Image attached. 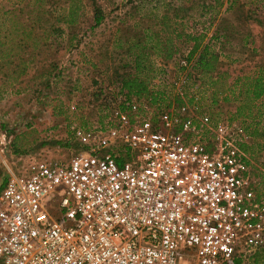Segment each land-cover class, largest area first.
Here are the masks:
<instances>
[{
	"label": "built area",
	"instance_id": "1",
	"mask_svg": "<svg viewBox=\"0 0 264 264\" xmlns=\"http://www.w3.org/2000/svg\"><path fill=\"white\" fill-rule=\"evenodd\" d=\"M189 110L181 100L149 130L115 109L108 126L75 131L86 148L69 161L12 172L0 190V264H250L264 251V199L251 197L247 136L208 116L196 125ZM11 142L0 114L5 166Z\"/></svg>",
	"mask_w": 264,
	"mask_h": 264
},
{
	"label": "rangeland",
	"instance_id": "2",
	"mask_svg": "<svg viewBox=\"0 0 264 264\" xmlns=\"http://www.w3.org/2000/svg\"><path fill=\"white\" fill-rule=\"evenodd\" d=\"M80 1L82 15L70 26L56 22L52 14L68 7L70 0H0V19L7 27L3 26L2 35L5 31L9 35L2 49H7L6 55L11 57L7 64L0 59V114L12 137L6 156L8 166L0 164V190L12 172L22 173L35 160L67 162L83 151L86 146L74 136L77 129L109 125L111 111L119 109L124 99L117 94L120 84L114 77V67L120 62L122 65L125 59L124 50L115 48L116 41L146 27H155L156 20L142 18L137 12L140 0ZM167 1L189 9L195 20L201 12L200 5L212 0ZM239 3L240 8L225 11V0L217 19L211 21L208 14L202 18L206 23L197 28L199 32L206 29L204 42L219 55L220 67L228 70L232 78L254 73L264 62V0H239ZM95 7L104 15L96 27ZM5 11L9 14L3 15ZM51 24L62 27L64 34L60 37L50 34ZM31 26L34 27L31 37L38 39H26L25 45L17 48L21 33L10 34L11 27ZM217 27L219 35H223L220 40L213 38ZM190 45L181 40V53L168 62L152 56L159 69L152 88L163 94H159L156 103L143 99L125 112L139 118L147 129L157 130L167 113L177 111L181 103L177 100L181 99L189 104V115L196 119V125L208 116L213 126L228 123L236 131H242L247 136L241 142L242 148L252 144V128H249L252 119L243 116L248 111L238 115L243 96L237 99L230 94L229 100H224L221 95L214 104L212 89L204 84L201 73L189 64L182 70V60ZM24 61H28V68L20 74ZM235 94H239L238 88ZM190 97L194 98L193 102ZM256 105L264 111V97ZM257 110L254 109V116ZM200 138L211 147V135L206 129H202ZM243 150L250 159L249 173L256 181L251 197L264 199V150ZM59 200L58 195L48 205L55 216L60 214ZM195 263L186 258L181 264ZM250 264H264V251L257 252Z\"/></svg>",
	"mask_w": 264,
	"mask_h": 264
},
{
	"label": "trees",
	"instance_id": "3",
	"mask_svg": "<svg viewBox=\"0 0 264 264\" xmlns=\"http://www.w3.org/2000/svg\"><path fill=\"white\" fill-rule=\"evenodd\" d=\"M225 0H212L210 3L204 2L200 5L201 12L197 15V19L193 20L194 16L188 13L187 8L182 5H174L167 0H140L136 5L137 12L142 18L156 20L155 27H146L141 31H135L134 34L124 38H119L116 41L115 48L124 50V62L117 67H114L115 81L119 82L118 96H122L123 102L120 104V109L123 111L131 110L135 102H140L143 99H150L151 102L156 103L159 94L153 88V81L158 75L159 69L156 68L152 56L160 58L164 62L174 59L181 53L180 42L191 43L185 60L193 69L201 73V77L205 79L204 84L212 89L213 103H218L219 96L223 95L224 100H229V95L232 94L235 98L243 96V104L238 107V115L247 112L243 115L245 118H251L252 123L249 128H252L250 135L253 137V142L250 145H244V149L258 148L264 150V111L256 105V102L264 97V62L259 65L254 73L245 75H238L232 78V74L220 67L219 55L211 49L208 43H205L206 29L198 31L199 24H205L208 14L210 20L215 21L220 8L224 6ZM225 11H232L240 8L239 0H226ZM83 5L80 0H70L68 7H61L58 12L53 11L55 20L58 23H65L74 25L77 23L82 15ZM45 14L47 13L44 12ZM9 14L5 11L3 15ZM1 17V16H0ZM104 18L102 11L98 7L94 9V27L99 26ZM192 22L190 23V20ZM40 17L37 16V21ZM4 21L0 19V59L5 63H9L11 58L6 55L7 49H2L6 42H8L9 35L5 33L2 35ZM7 28V27H6ZM33 26L26 27H11L10 34H20V39L17 40L16 47L22 48L26 39H38L31 37L30 33ZM220 28L215 30L213 38L223 36L219 35ZM50 34L60 37L64 34L62 27L51 24L48 27ZM47 32V31H46ZM34 48L36 47L33 46ZM12 51V48L9 51ZM5 54V55H2ZM123 61V59H122ZM28 61H24V67L20 74L26 73ZM182 70L186 66L181 67ZM121 70L122 73H121ZM232 80L230 81V79ZM239 94H235V90ZM194 98L190 97L193 102ZM178 103L181 99L177 100ZM257 112L254 116V109ZM256 118L259 120L256 121ZM248 128V129H249ZM260 200V199H257ZM238 264H240L238 262Z\"/></svg>",
	"mask_w": 264,
	"mask_h": 264
}]
</instances>
